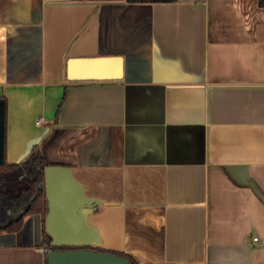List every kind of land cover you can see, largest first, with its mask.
I'll return each mask as SVG.
<instances>
[{
	"label": "crops",
	"instance_id": "0c3cea01",
	"mask_svg": "<svg viewBox=\"0 0 264 264\" xmlns=\"http://www.w3.org/2000/svg\"><path fill=\"white\" fill-rule=\"evenodd\" d=\"M260 1L0 0L6 161L37 147L71 167L102 250L264 264ZM98 56H121L122 78L67 80ZM43 232L39 213L2 232L0 264H46Z\"/></svg>",
	"mask_w": 264,
	"mask_h": 264
},
{
	"label": "water",
	"instance_id": "95a60500",
	"mask_svg": "<svg viewBox=\"0 0 264 264\" xmlns=\"http://www.w3.org/2000/svg\"><path fill=\"white\" fill-rule=\"evenodd\" d=\"M122 76L121 56L78 57L68 61V81L116 80ZM5 162L6 100L0 98V165ZM44 175L48 204L45 229L51 237L46 264H133L122 254L99 248L100 234L89 222V215L99 202L85 195L72 168L49 165Z\"/></svg>",
	"mask_w": 264,
	"mask_h": 264
},
{
	"label": "trees",
	"instance_id": "16d2710c",
	"mask_svg": "<svg viewBox=\"0 0 264 264\" xmlns=\"http://www.w3.org/2000/svg\"><path fill=\"white\" fill-rule=\"evenodd\" d=\"M264 5L263 1H260ZM52 165L41 154L37 147L18 163L5 162L0 165V234L2 232H17L29 214L39 213L43 218V245L50 247L51 237L45 229V219L48 204L45 191L44 169ZM10 207L23 209L19 215H9ZM1 212L6 218H1ZM131 259L133 264H139L131 255L112 251Z\"/></svg>",
	"mask_w": 264,
	"mask_h": 264
},
{
	"label": "flooded vegetation",
	"instance_id": "af4514ba",
	"mask_svg": "<svg viewBox=\"0 0 264 264\" xmlns=\"http://www.w3.org/2000/svg\"><path fill=\"white\" fill-rule=\"evenodd\" d=\"M23 212V209H18V208H14V207H10V209L8 210V214L9 215H19Z\"/></svg>",
	"mask_w": 264,
	"mask_h": 264
},
{
	"label": "built area",
	"instance_id": "2783aa9c",
	"mask_svg": "<svg viewBox=\"0 0 264 264\" xmlns=\"http://www.w3.org/2000/svg\"><path fill=\"white\" fill-rule=\"evenodd\" d=\"M248 241H249L250 243H254V244H256V243L259 242V237H258V236H251V237H249ZM48 251H49V249H48Z\"/></svg>",
	"mask_w": 264,
	"mask_h": 264
},
{
	"label": "rangeland",
	"instance_id": "374dc122",
	"mask_svg": "<svg viewBox=\"0 0 264 264\" xmlns=\"http://www.w3.org/2000/svg\"><path fill=\"white\" fill-rule=\"evenodd\" d=\"M1 218L5 219L6 218V214H4V212H1Z\"/></svg>",
	"mask_w": 264,
	"mask_h": 264
}]
</instances>
